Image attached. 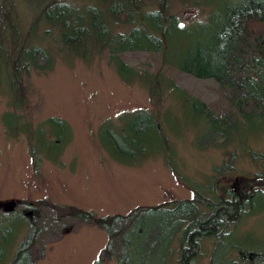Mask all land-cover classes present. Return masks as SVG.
I'll return each mask as SVG.
<instances>
[{
  "label": "rangeland",
  "instance_id": "374dc122",
  "mask_svg": "<svg viewBox=\"0 0 264 264\" xmlns=\"http://www.w3.org/2000/svg\"><path fill=\"white\" fill-rule=\"evenodd\" d=\"M13 1L17 29H2L0 35L11 39V46L15 35L30 41L22 48L27 55H21L22 45L14 48L0 38V264L14 262L29 228L28 213L14 210L18 202L48 199L103 217L208 195L215 169L229 159L233 169L222 176L231 188L239 177L238 195L244 178L264 172V161L253 157L264 152V120H230L224 133L216 134L204 120L201 101L218 115L231 108L220 100L214 81L179 70L215 44L204 38L205 31L216 30L207 16L236 0H170L168 12L176 24L184 23L181 30L167 29L163 43L156 36L148 39V27L127 39L130 46L154 51L113 57L119 48L114 39L108 48L90 44L82 58L64 48L58 28L40 17V8ZM132 27L114 21L110 30L127 34ZM35 47L49 56L39 61L43 69L30 67L22 90L9 60L30 61ZM163 218L161 211L150 213L141 232L125 236L121 256L102 254L109 236L101 226L76 221L14 264H173L175 257L168 256L173 226ZM238 248L264 250L261 193L226 233L214 243L204 241L197 264H233Z\"/></svg>",
  "mask_w": 264,
  "mask_h": 264
},
{
  "label": "trees",
  "instance_id": "16d2710c",
  "mask_svg": "<svg viewBox=\"0 0 264 264\" xmlns=\"http://www.w3.org/2000/svg\"><path fill=\"white\" fill-rule=\"evenodd\" d=\"M28 1L40 8V17L45 22L58 28L64 48L80 58L87 55L90 44L108 48L114 39H118L119 48L112 51L113 57L126 51H154L151 47L130 46L127 43L128 37L143 27L151 29L146 35L148 39L156 36L161 43L165 40L167 29L181 30L176 24V16L168 12L170 0ZM150 5H156V8H149ZM14 8L13 0H0V31L16 28L11 19ZM114 21L131 24L132 31L112 35L110 28ZM206 21L216 30L205 31L204 38L215 44L199 50L179 70L197 79L212 80L217 85L220 100L231 109L218 115L201 102L204 120L215 129L216 134L222 135L230 120H264V0H236L210 13ZM3 34L0 38L11 46V39ZM13 37L16 43L12 46L22 45L20 54L27 55L28 52L22 48L30 37ZM33 50L36 54L30 61L20 63L16 59L9 60L13 76L22 90L25 87L21 83L22 78L29 73L30 67L34 65L43 69L39 61L49 56L42 47ZM121 62L128 66L123 60ZM218 142L213 145H219ZM235 155L232 153L231 159ZM253 157L264 161V152ZM218 167L215 169L219 170L215 176L216 183L208 186V195L196 193L192 198L180 199L169 206H138L126 214L95 217L92 211L56 204L48 199L34 203L18 202L14 210L24 213L30 209L31 212L28 214L29 228L18 245L14 262L18 256L30 254L34 247L43 246L47 237L62 236L76 221H93L101 226L109 236L102 254L110 258L121 256L120 245L125 236L141 232L140 225L146 222L148 215L161 211L164 214L163 223L173 226L168 256L171 260L175 259L170 263L197 264L204 241L212 239L214 243L218 236L241 220L257 194L264 196V172L244 178V191L238 195L222 176L225 170L233 169L231 160ZM173 172L180 178L175 168ZM174 242L176 248L172 247ZM231 261L233 264H264V250L238 248L236 259Z\"/></svg>",
  "mask_w": 264,
  "mask_h": 264
},
{
  "label": "water",
  "instance_id": "95a60500",
  "mask_svg": "<svg viewBox=\"0 0 264 264\" xmlns=\"http://www.w3.org/2000/svg\"><path fill=\"white\" fill-rule=\"evenodd\" d=\"M178 26L182 28L184 26V23L183 22H179ZM239 180H240L239 177H237L235 179V185L232 187L234 192H236V190H237V185H238ZM11 209H13V207Z\"/></svg>",
  "mask_w": 264,
  "mask_h": 264
},
{
  "label": "flooded vegetation",
  "instance_id": "af4514ba",
  "mask_svg": "<svg viewBox=\"0 0 264 264\" xmlns=\"http://www.w3.org/2000/svg\"><path fill=\"white\" fill-rule=\"evenodd\" d=\"M28 214L31 212L30 209L28 211H26Z\"/></svg>",
  "mask_w": 264,
  "mask_h": 264
}]
</instances>
